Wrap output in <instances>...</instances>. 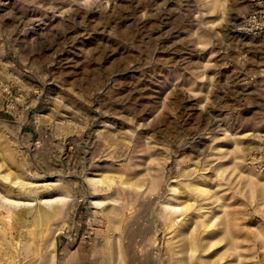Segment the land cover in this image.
Masks as SVG:
<instances>
[{
	"label": "rangeland",
	"instance_id": "rangeland-1",
	"mask_svg": "<svg viewBox=\"0 0 264 264\" xmlns=\"http://www.w3.org/2000/svg\"><path fill=\"white\" fill-rule=\"evenodd\" d=\"M0 264H264V0H0Z\"/></svg>",
	"mask_w": 264,
	"mask_h": 264
}]
</instances>
